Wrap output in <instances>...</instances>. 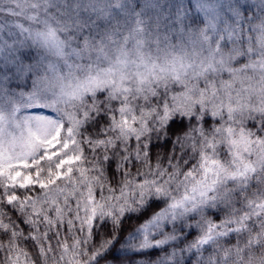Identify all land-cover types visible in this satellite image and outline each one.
Here are the masks:
<instances>
[{
	"label": "clouds",
	"instance_id": "clouds-1",
	"mask_svg": "<svg viewBox=\"0 0 264 264\" xmlns=\"http://www.w3.org/2000/svg\"><path fill=\"white\" fill-rule=\"evenodd\" d=\"M37 113L112 116L77 264H264V0H0V141Z\"/></svg>",
	"mask_w": 264,
	"mask_h": 264
},
{
	"label": "rangeland",
	"instance_id": "rangeland-1",
	"mask_svg": "<svg viewBox=\"0 0 264 264\" xmlns=\"http://www.w3.org/2000/svg\"><path fill=\"white\" fill-rule=\"evenodd\" d=\"M32 119L43 130L38 140L0 141V264H77L98 224L92 161L102 145L93 141L110 134L112 116L66 132L43 113Z\"/></svg>",
	"mask_w": 264,
	"mask_h": 264
},
{
	"label": "trees",
	"instance_id": "trees-1",
	"mask_svg": "<svg viewBox=\"0 0 264 264\" xmlns=\"http://www.w3.org/2000/svg\"><path fill=\"white\" fill-rule=\"evenodd\" d=\"M243 210L248 211L251 214L250 219H248L246 222L247 227L251 228L252 230H256L259 225V222L264 220V210H261L260 208L250 209L247 205L244 206ZM97 230H98V224L93 227L91 237ZM246 234H247L246 231H234L233 233L230 234L229 239L234 242L236 239H243ZM101 239H102V235H101Z\"/></svg>",
	"mask_w": 264,
	"mask_h": 264
},
{
	"label": "snow or ice",
	"instance_id": "snow-or-ice-1",
	"mask_svg": "<svg viewBox=\"0 0 264 264\" xmlns=\"http://www.w3.org/2000/svg\"><path fill=\"white\" fill-rule=\"evenodd\" d=\"M121 111L123 112L124 109H121ZM42 131L43 130L41 128H37L35 130H33L31 127L28 128V130H27V141L32 142V141L38 140L40 138V135L42 134Z\"/></svg>",
	"mask_w": 264,
	"mask_h": 264
}]
</instances>
